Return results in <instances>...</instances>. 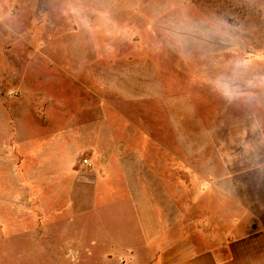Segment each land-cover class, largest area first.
<instances>
[{
  "label": "rangeland",
  "instance_id": "obj_1",
  "mask_svg": "<svg viewBox=\"0 0 264 264\" xmlns=\"http://www.w3.org/2000/svg\"><path fill=\"white\" fill-rule=\"evenodd\" d=\"M157 153L160 199L219 240L258 215L264 0H0V264L157 258L178 208L127 190Z\"/></svg>",
  "mask_w": 264,
  "mask_h": 264
},
{
  "label": "crops",
  "instance_id": "obj_2",
  "mask_svg": "<svg viewBox=\"0 0 264 264\" xmlns=\"http://www.w3.org/2000/svg\"><path fill=\"white\" fill-rule=\"evenodd\" d=\"M69 131L62 130L57 137V142H63L64 135H68ZM72 134L74 132L71 131ZM89 143V142H86ZM98 143H103L98 140ZM79 151L85 148V145L78 146ZM73 151L75 149L73 148ZM75 153V152H74ZM73 153V154H74ZM58 156V155H57ZM73 156V155H72ZM71 157V154H69ZM158 163L155 170L150 171L149 168L137 169L135 171L136 184L130 182L127 186V190L130 193V206L135 209H140V216L143 214L145 208L158 209L159 207L165 208L173 207L178 208V215L169 216L164 218L159 216L160 219H156L162 222L161 231L154 233L152 231V241L160 240L161 249L160 254L156 258V252L149 246L147 250L145 261L146 264H264V167L257 169L258 175V187L260 192L263 191V197L259 198L258 202V215L251 217L249 210L246 214L231 218L233 223L232 230L227 232L224 237L219 240L215 225L217 223L216 216H186L183 212L180 213L179 201L167 205L165 199H160L159 194L164 191L163 185L159 179L158 169L164 165V154L157 153ZM62 156H58V164L62 166ZM77 161V160H76ZM75 163L69 164V169L66 170L67 174L71 172L81 175L87 174L85 168L87 165H83L82 162L78 164L80 169L71 167ZM64 169V170H65ZM77 170V171H72ZM63 170L59 169V174ZM54 172V169L51 170ZM82 172V173H81ZM72 173V174H73ZM144 177H146L144 179ZM152 177V178H151ZM151 178V179H150ZM144 179V180H143ZM90 182L91 180L85 179ZM145 183V184H144ZM88 183L87 185H89ZM85 187V186H84ZM84 187L81 189L83 191ZM91 186L89 185V188ZM88 188V187H87ZM88 192L90 189H87ZM84 192V191H83ZM145 193V194H144ZM170 202V199H169ZM248 209V206H243ZM148 217L142 216L139 219L142 223L154 224L155 219L152 215ZM149 218V219H147ZM177 224V231H171L169 225ZM209 224V227L202 226ZM193 225V226H191ZM84 238V237H83Z\"/></svg>",
  "mask_w": 264,
  "mask_h": 264
},
{
  "label": "built area",
  "instance_id": "obj_3",
  "mask_svg": "<svg viewBox=\"0 0 264 264\" xmlns=\"http://www.w3.org/2000/svg\"><path fill=\"white\" fill-rule=\"evenodd\" d=\"M82 163H83V165H89L90 164L87 158L83 159Z\"/></svg>",
  "mask_w": 264,
  "mask_h": 264
}]
</instances>
